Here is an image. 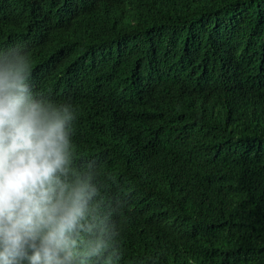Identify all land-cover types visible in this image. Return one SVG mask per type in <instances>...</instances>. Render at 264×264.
<instances>
[{"label":"trees","instance_id":"trees-1","mask_svg":"<svg viewBox=\"0 0 264 264\" xmlns=\"http://www.w3.org/2000/svg\"><path fill=\"white\" fill-rule=\"evenodd\" d=\"M122 208L118 264H264V0H0V51Z\"/></svg>","mask_w":264,"mask_h":264},{"label":"clouds","instance_id":"clouds-1","mask_svg":"<svg viewBox=\"0 0 264 264\" xmlns=\"http://www.w3.org/2000/svg\"><path fill=\"white\" fill-rule=\"evenodd\" d=\"M32 63L0 51V264H118L122 204L78 152L75 106L33 94Z\"/></svg>","mask_w":264,"mask_h":264}]
</instances>
